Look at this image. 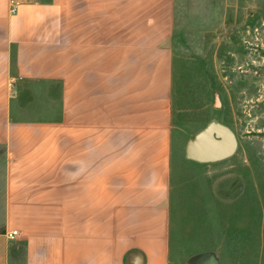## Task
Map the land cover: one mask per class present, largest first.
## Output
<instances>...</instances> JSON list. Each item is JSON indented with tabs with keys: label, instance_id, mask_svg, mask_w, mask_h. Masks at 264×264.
Returning <instances> with one entry per match:
<instances>
[{
	"label": "crops",
	"instance_id": "crops-1",
	"mask_svg": "<svg viewBox=\"0 0 264 264\" xmlns=\"http://www.w3.org/2000/svg\"><path fill=\"white\" fill-rule=\"evenodd\" d=\"M172 29L173 0H0V264H170Z\"/></svg>",
	"mask_w": 264,
	"mask_h": 264
},
{
	"label": "rangeland",
	"instance_id": "rangeland-1",
	"mask_svg": "<svg viewBox=\"0 0 264 264\" xmlns=\"http://www.w3.org/2000/svg\"><path fill=\"white\" fill-rule=\"evenodd\" d=\"M170 49V264H264V0H173ZM217 124L234 153L188 159Z\"/></svg>",
	"mask_w": 264,
	"mask_h": 264
},
{
	"label": "water",
	"instance_id": "water-1",
	"mask_svg": "<svg viewBox=\"0 0 264 264\" xmlns=\"http://www.w3.org/2000/svg\"><path fill=\"white\" fill-rule=\"evenodd\" d=\"M235 147L234 134L228 127L209 125L186 145V157L198 162H216L229 158Z\"/></svg>",
	"mask_w": 264,
	"mask_h": 264
},
{
	"label": "built area",
	"instance_id": "built-area-1",
	"mask_svg": "<svg viewBox=\"0 0 264 264\" xmlns=\"http://www.w3.org/2000/svg\"><path fill=\"white\" fill-rule=\"evenodd\" d=\"M16 235H17V232H16V231H13V232H11V233L8 234V237H9L10 239H12V238H14Z\"/></svg>",
	"mask_w": 264,
	"mask_h": 264
}]
</instances>
